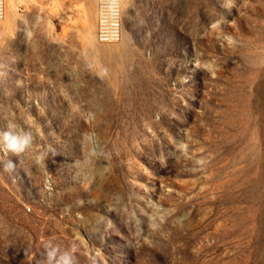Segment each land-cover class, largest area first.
<instances>
[{
	"label": "rangeland",
	"instance_id": "1",
	"mask_svg": "<svg viewBox=\"0 0 264 264\" xmlns=\"http://www.w3.org/2000/svg\"><path fill=\"white\" fill-rule=\"evenodd\" d=\"M122 11L108 44L95 0H6L0 130L32 142L0 148V264H264V0ZM37 30L70 68L23 67Z\"/></svg>",
	"mask_w": 264,
	"mask_h": 264
},
{
	"label": "crops",
	"instance_id": "2",
	"mask_svg": "<svg viewBox=\"0 0 264 264\" xmlns=\"http://www.w3.org/2000/svg\"><path fill=\"white\" fill-rule=\"evenodd\" d=\"M37 17L39 18L40 16L38 15ZM52 19L54 27L56 26V28H58L57 25L60 26V20L55 18ZM56 31L60 33L59 28L56 29ZM87 31V41H85V43L92 46L91 40L88 37L90 31ZM25 56L26 62L24 61L23 67L26 69H38L44 65L45 67H50V65H52V68H66V66L61 67V64L65 63L68 66L67 68H70L76 60L75 54L70 48L62 52L57 43L53 42L50 44V42L46 41L39 30L32 34V36H27Z\"/></svg>",
	"mask_w": 264,
	"mask_h": 264
},
{
	"label": "clouds",
	"instance_id": "3",
	"mask_svg": "<svg viewBox=\"0 0 264 264\" xmlns=\"http://www.w3.org/2000/svg\"><path fill=\"white\" fill-rule=\"evenodd\" d=\"M31 142V134L23 130H17L15 125L9 124L6 129L0 130V148L6 152L22 153L31 145ZM4 168L5 170H11L14 165L9 160L4 164ZM45 257L46 264H74L70 252H60L51 242L45 245Z\"/></svg>",
	"mask_w": 264,
	"mask_h": 264
},
{
	"label": "built area",
	"instance_id": "4",
	"mask_svg": "<svg viewBox=\"0 0 264 264\" xmlns=\"http://www.w3.org/2000/svg\"><path fill=\"white\" fill-rule=\"evenodd\" d=\"M96 1V40L99 43H118L122 39V1L123 0H95ZM0 0V21L3 20ZM30 211V209H28Z\"/></svg>",
	"mask_w": 264,
	"mask_h": 264
},
{
	"label": "bare ground",
	"instance_id": "5",
	"mask_svg": "<svg viewBox=\"0 0 264 264\" xmlns=\"http://www.w3.org/2000/svg\"><path fill=\"white\" fill-rule=\"evenodd\" d=\"M3 2H4V6H2V15H4V18H3V20H4V19H5V9H6V0H3ZM122 4H123V1H122ZM122 13H123V11H122ZM3 20L0 21V23L3 22ZM122 36H123V35H122ZM113 48H116V47H113ZM113 48L107 46V48H105V49H106L107 51H110V50H113Z\"/></svg>",
	"mask_w": 264,
	"mask_h": 264
}]
</instances>
